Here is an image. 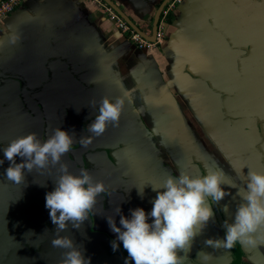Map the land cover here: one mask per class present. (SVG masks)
<instances>
[{
	"label": "crops",
	"instance_id": "0c3cea01",
	"mask_svg": "<svg viewBox=\"0 0 264 264\" xmlns=\"http://www.w3.org/2000/svg\"><path fill=\"white\" fill-rule=\"evenodd\" d=\"M111 1L149 35L163 0ZM23 2L0 22V264H62L66 250L51 243L57 235L71 238L90 264L121 262L70 222L57 234L46 194L61 161L25 170L20 184L6 179L3 148L33 133L32 106L42 118L41 141L57 128L73 132L68 154L105 184L91 211L94 231L115 240L107 217L119 226L131 209L150 212L152 186L180 172L222 170L227 194L215 204L231 222L247 172H264V0H180L165 17L162 41L149 49L135 47L90 0ZM105 96L123 97L125 106L118 126L94 136L87 125ZM89 136L84 147L80 138ZM223 236L214 217L180 253L182 264H229L231 249L205 244ZM240 245V264H264L259 238Z\"/></svg>",
	"mask_w": 264,
	"mask_h": 264
},
{
	"label": "clouds",
	"instance_id": "9594fccd",
	"mask_svg": "<svg viewBox=\"0 0 264 264\" xmlns=\"http://www.w3.org/2000/svg\"><path fill=\"white\" fill-rule=\"evenodd\" d=\"M17 40L16 35L11 37L12 43ZM124 106L123 97L115 100L103 97L98 115L87 125L88 132L100 136L108 125L118 126ZM72 133L57 128L43 142L35 133L13 139L3 148L4 158L10 161L4 173L6 179L20 184L25 181V170L31 173L34 168L60 164L61 157L72 147ZM91 142L92 136L80 138L84 147ZM17 157L21 158L20 163H17ZM3 163L4 160H0V164ZM59 172L54 180L55 189L46 194V208L50 209V219L56 225L57 234L63 232L69 222L73 228L80 229L97 197L105 191V184L95 181L87 170H81L77 175L69 171L67 164H60ZM224 184L222 170L196 177L185 172L169 175L159 187L152 186L158 194L150 212L142 207L131 209L130 218L120 216L119 226L115 217H107L109 227L116 233L113 251H117L122 243L127 252L125 264H182L184 255L180 253L190 252L195 238L213 221L216 213L209 200L220 204L227 194ZM138 195L143 198L144 187L138 188ZM237 195L241 202L234 219L224 221L223 238H208L206 245L232 249L237 243L256 244L258 238L264 242V172L249 169L246 187L238 189ZM224 207L228 206L225 204ZM120 213L118 208L116 214ZM51 243L53 247L66 250L62 253V264H90V258L85 259L71 238L57 235Z\"/></svg>",
	"mask_w": 264,
	"mask_h": 264
},
{
	"label": "water",
	"instance_id": "95a60500",
	"mask_svg": "<svg viewBox=\"0 0 264 264\" xmlns=\"http://www.w3.org/2000/svg\"><path fill=\"white\" fill-rule=\"evenodd\" d=\"M105 1L110 7H112L122 18H124V20L138 33L141 34L142 37L148 39V40H154V36H155V32H156V27H157V22L159 19V14L163 8V6L169 1V0H163L161 2V4L158 6L156 13L154 15L153 18V23H152V28H151V34H145L140 28H138L133 22L132 20L118 7L116 6L111 0H103ZM24 2H22L23 5ZM21 5V6H22ZM20 9V6L18 7ZM18 8L16 10H18ZM15 11V10H14ZM12 13V12H11ZM31 112L34 114V116H36V125L34 127V133L37 135V138L40 139V122L39 119L37 117V115L39 114V111L37 109L36 106H32L31 107ZM41 140V139H40ZM61 161L64 162L65 164H67L69 166V170L71 171V173L73 174H77L79 175L81 172V168L78 167L72 158H70V156L68 155V153H66L65 155H63L61 157ZM212 203V207L214 212L216 213L218 222L223 230V232L225 233V229L223 228V219L220 215V211L219 208L217 207V205L215 204L214 201H211ZM90 224H91V216L90 213L88 215V219L81 225L80 229H79V236L88 242H101L103 244H105L107 247L112 248V240L105 235L104 233H99V232H91L89 231L90 228ZM236 249H235V254L237 256L238 252V245L236 244ZM117 252H119L122 255V264H125V261L127 259V255H126V251L122 248L119 247V249L117 250ZM237 258V257H236Z\"/></svg>",
	"mask_w": 264,
	"mask_h": 264
},
{
	"label": "built area",
	"instance_id": "2783aa9c",
	"mask_svg": "<svg viewBox=\"0 0 264 264\" xmlns=\"http://www.w3.org/2000/svg\"><path fill=\"white\" fill-rule=\"evenodd\" d=\"M24 0H0V22L11 12L16 10ZM97 9L104 14L105 18L113 22L114 25L124 34L125 38L132 42L137 48L156 47L164 36V20L168 12L180 0H170L165 8H162L160 18L157 22L154 40H148L136 32L112 7L103 0H90Z\"/></svg>",
	"mask_w": 264,
	"mask_h": 264
},
{
	"label": "flooded vegetation",
	"instance_id": "af4514ba",
	"mask_svg": "<svg viewBox=\"0 0 264 264\" xmlns=\"http://www.w3.org/2000/svg\"><path fill=\"white\" fill-rule=\"evenodd\" d=\"M161 13V12H160ZM159 16H160V14H159ZM37 107V106H36ZM37 109H38V107H37ZM39 111V110H38ZM32 113V112H31ZM32 116L34 117L33 119H34V127H35V125H36V116H34V114L32 113ZM37 117H38V119H39V122H40V130L42 131V118H41V115H40V113L37 115ZM33 133H34V131H33ZM40 139H41V133H40ZM68 153V152H67ZM69 155V154H68ZM70 156V155H69ZM70 158H71V156H70ZM62 162V161H61ZM63 164H65L64 162H62ZM75 163V162H74ZM76 164V163H75ZM78 166V165H77ZM78 167H80V166H78ZM81 168V167H80ZM82 170V169H81ZM70 171V170H69ZM71 172V171H70ZM220 211V210H219ZM220 215H221V217H222V219H223V221H225V219H224V217H223V215L221 214V212H220ZM90 216H91V224H90V228H89V231H91V232H99V231H94L93 229H92V225H93V220H92V213L90 212ZM215 221H216V223H217V225H218V227L220 228V230H221V232L223 233V235L225 234L224 232H223V230H222V228H221V226H220V224H219V222H218V219H217V216L215 215ZM99 233H104V232H99ZM105 235H107L112 241H113V239L108 235V234H106V233H104ZM97 242V241H96ZM97 243H100L101 245H103L104 246V248H106L111 254H118V255H120V257H121V262H120V264H122V255L119 253V252H117V251H113V249L112 248H110V247H107L105 244H103V243H101V242H97ZM237 245H238V254H237V256H236V254H235V249H236V246H234L232 249H231V253H232V261L229 263V264H240L241 263V260L243 259V250H242V248H241V245H240V243H237ZM120 247H122L123 248V245H122V243L120 244ZM124 249V248H123ZM126 255H127V252H126ZM237 257V258H236ZM192 261V264H198L197 263V261H195V260H191Z\"/></svg>",
	"mask_w": 264,
	"mask_h": 264
}]
</instances>
